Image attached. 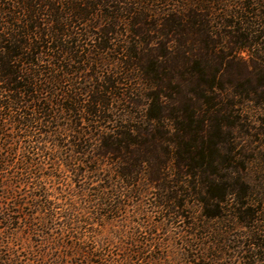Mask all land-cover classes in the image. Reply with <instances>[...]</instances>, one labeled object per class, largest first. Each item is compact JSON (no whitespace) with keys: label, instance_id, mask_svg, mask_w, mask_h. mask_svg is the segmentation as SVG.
Here are the masks:
<instances>
[{"label":"trees","instance_id":"16d2710c","mask_svg":"<svg viewBox=\"0 0 264 264\" xmlns=\"http://www.w3.org/2000/svg\"><path fill=\"white\" fill-rule=\"evenodd\" d=\"M64 135L66 168L102 182L87 200L106 209L97 215L147 186L168 215L191 199L207 218L257 221L248 171L264 158V0H0V143L43 153ZM250 240L264 251V233Z\"/></svg>","mask_w":264,"mask_h":264},{"label":"rangeland","instance_id":"374dc122","mask_svg":"<svg viewBox=\"0 0 264 264\" xmlns=\"http://www.w3.org/2000/svg\"><path fill=\"white\" fill-rule=\"evenodd\" d=\"M115 58L110 53L104 59ZM117 107L118 112L129 109L125 104ZM42 129L55 130V124ZM9 142L10 154L8 145L0 143L1 162L8 163L0 171V264H89V260L104 264L92 254H103L111 264H252L264 257L262 248L256 256L249 251L250 237L264 233V158L260 155L248 171L251 208L257 212L253 223L250 217L245 223L234 217V211L207 218L203 207L191 199L180 210L181 217L168 215L154 207L155 190L147 186L141 187L140 194L124 198L119 210L103 216L97 214H105L106 209L87 201L96 198L102 182L66 168L69 136L61 137L58 150L52 141L42 144L43 153L28 152L23 141ZM254 147L264 149V141H256ZM25 163L33 164L28 173L22 170ZM76 168L81 172L86 167ZM108 192L119 195L115 189ZM69 207L78 217L66 228Z\"/></svg>","mask_w":264,"mask_h":264}]
</instances>
